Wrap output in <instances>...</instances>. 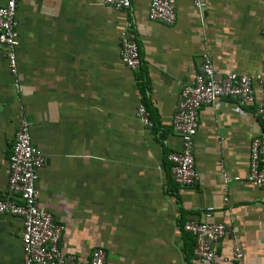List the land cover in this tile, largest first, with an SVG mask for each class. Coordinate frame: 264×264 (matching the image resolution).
<instances>
[{"label": "crops", "instance_id": "0c3cea01", "mask_svg": "<svg viewBox=\"0 0 264 264\" xmlns=\"http://www.w3.org/2000/svg\"><path fill=\"white\" fill-rule=\"evenodd\" d=\"M5 0H0L2 4ZM150 0L117 10L102 0H19L16 74L0 45V197L22 118L45 156L38 202L64 225L60 247L85 264L106 250V264H264V193L245 180L249 146L262 129L255 101L219 98L198 111L192 153L200 178L177 185L168 154L181 139L172 117L184 83L203 55L220 71L256 76L264 62V0H176L172 24L148 17ZM142 59L121 61L126 21ZM143 104L151 126L137 115ZM238 177V179H236ZM222 223L217 256L202 261L188 220ZM22 220L0 221V264H23Z\"/></svg>", "mask_w": 264, "mask_h": 264}, {"label": "built area", "instance_id": "2783aa9c", "mask_svg": "<svg viewBox=\"0 0 264 264\" xmlns=\"http://www.w3.org/2000/svg\"><path fill=\"white\" fill-rule=\"evenodd\" d=\"M19 0H5L0 4V45L6 49L9 71L16 74L17 19L16 5ZM176 0H150L148 17L151 20L172 24L176 19ZM106 6L117 10L131 7V0H102ZM200 9L202 0H192ZM264 35V22L262 26ZM121 61L127 67L136 69L142 59L136 32L128 20L120 36ZM260 87L255 102V112L262 122L261 131L253 136L249 146V162L245 180L264 193V62L261 73L256 76L239 74L234 71L216 69L207 55H203L198 72L192 82L184 83L180 89L177 110L172 117L174 130L179 134V151L168 154L173 181L180 186H193L199 178L192 153V138L198 128V111L202 106L212 104L219 98H231L239 105L255 101V86ZM138 118L145 126L152 123L143 104L137 108ZM45 164L44 154L31 138V123L22 118L17 126L11 152L7 161V195L0 197V221L4 215H16L22 220L21 241L23 264H83L74 253H65L60 247L64 225L38 202L36 181L38 171ZM238 179V177H236ZM181 229L195 240L194 256L202 261H212L217 252L215 241L226 234L222 223L186 221ZM107 253L101 246L91 250L85 264H106ZM224 261L234 264L241 262L242 253L233 249Z\"/></svg>", "mask_w": 264, "mask_h": 264}, {"label": "trees", "instance_id": "16d2710c", "mask_svg": "<svg viewBox=\"0 0 264 264\" xmlns=\"http://www.w3.org/2000/svg\"><path fill=\"white\" fill-rule=\"evenodd\" d=\"M177 185H178V184H177ZM181 227H182V226H181ZM181 230H182V229H181ZM182 232L187 233V232H185V231H183V230H182ZM188 234H189V233H188ZM189 235H191V234H189ZM192 236H193V235H192Z\"/></svg>", "mask_w": 264, "mask_h": 264}]
</instances>
